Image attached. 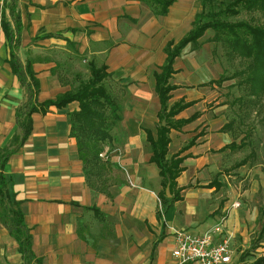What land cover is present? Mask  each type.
I'll list each match as a JSON object with an SVG mask.
<instances>
[{
    "label": "crops",
    "instance_id": "1",
    "mask_svg": "<svg viewBox=\"0 0 264 264\" xmlns=\"http://www.w3.org/2000/svg\"><path fill=\"white\" fill-rule=\"evenodd\" d=\"M15 3L21 23L17 53L22 61H32L39 79V101L68 90L66 81L53 73L59 59H52L51 54L69 53L67 62L73 67L79 50L85 61L105 64L110 75L115 76L120 93L116 100L121 105L119 131L124 139L121 155L113 154L112 159L127 173L121 174L122 184L113 183L107 190L98 187V176L88 183L76 139L70 135L69 113L78 108L76 101L61 108L51 106L44 114L34 112L31 133L4 166L8 191L20 201L25 223L31 228L34 253L43 257L44 264H149L150 260L152 264H176L171 254L172 229L165 228L179 227L195 233L206 229L193 225L196 217L190 213L198 206L199 198L213 188L212 183L199 190L188 183L203 177L206 168L214 170L218 162L215 155L229 149L223 146L235 142L229 139L225 124L211 128L214 123L203 107L207 102L205 85L214 78L211 74L203 72L202 79L199 77L195 83L200 87L198 93L193 96L177 82L172 83L181 72L178 61L184 49L181 50L173 62L175 71L170 82L176 87L170 99L179 90L175 100L182 98L192 104L176 117H188L194 112L198 116L181 129L169 132L168 156L195 139L180 154L184 156L183 170L176 178L180 199L164 212L166 226L163 221L159 224L161 177L157 166L149 161L151 152L144 130L156 135L159 101L154 74L165 60L166 43L177 42L191 29L195 14L201 10L200 3L174 0L164 15L153 14L143 0ZM2 13L0 3V147L17 132L15 111L25 98L8 62ZM173 146L176 150L170 154ZM0 264H22L16 240L1 224Z\"/></svg>",
    "mask_w": 264,
    "mask_h": 264
},
{
    "label": "trees",
    "instance_id": "2",
    "mask_svg": "<svg viewBox=\"0 0 264 264\" xmlns=\"http://www.w3.org/2000/svg\"><path fill=\"white\" fill-rule=\"evenodd\" d=\"M15 1L10 0L3 4L1 28L9 46L8 62L11 71L22 86L25 98L15 111L17 132L5 146L0 147V224L16 240L22 264H44L43 257L37 256L32 249L31 228L25 223L20 201L8 191L9 181L4 173L5 163L19 150L31 133L34 112L44 114L51 106L61 108L69 102L76 101L78 108L69 113L70 135L76 139L78 155L87 175L90 156L98 157V152L93 150L91 143L93 145L96 141L111 140V130L121 120V105L104 84L105 78L110 74L107 66L96 65L93 61L88 63L89 78L80 81L72 90L39 101L37 98L39 79L33 69L32 61L30 59L22 61L17 53L21 23ZM143 1L151 8L153 14L164 15L174 0ZM200 4L201 10L195 14L191 29L177 42L170 40L166 43L165 60L159 72L154 74L155 92L159 101L156 135L154 136L148 129L144 130L151 152L149 161L157 166L161 177L162 190L159 194L160 205L157 210L159 219H162L164 212L174 201L180 199V188L177 187L176 181L183 170L181 164L184 156L180 154L191 146L195 139L194 137L179 151L168 156L169 132L171 129H180L198 116V113L194 112L188 117H176L180 111L190 106L192 101L180 98L169 104L171 91L176 87L170 82V77L175 71L173 68L175 57L187 45L197 48L201 44L199 38L206 30L212 29L213 35L207 38L208 41H220L229 49V54L236 52L248 60L246 67L251 73L247 81L250 95L255 98L264 92V23L231 18L239 14L241 9L259 11L264 15V0H231L226 4L222 0H200ZM4 9H7V14ZM225 127L227 128L226 124ZM234 147L233 141L222 149ZM245 162L246 159L240 161L238 165ZM167 185L169 196L166 195L165 190ZM262 263L264 257H259L249 264Z\"/></svg>",
    "mask_w": 264,
    "mask_h": 264
},
{
    "label": "rangeland",
    "instance_id": "3",
    "mask_svg": "<svg viewBox=\"0 0 264 264\" xmlns=\"http://www.w3.org/2000/svg\"><path fill=\"white\" fill-rule=\"evenodd\" d=\"M196 1L200 3V0ZM222 1L226 4L231 0ZM231 18L264 23L263 14L247 9H241L239 14ZM212 35L213 30L208 29L199 38V48L194 49L190 45L183 48L178 61V70L181 72L172 83L177 82L178 86L193 96L198 93L200 87L195 83L199 77L202 79L203 72L214 77L205 85L206 91L203 94L207 97V102L203 107L207 117L214 123L211 128L218 129L226 124L229 139L235 140V147L216 154L214 159L218 162L214 170L209 172L206 168V171L202 172L203 177L196 179L192 184L188 183L198 190L207 183H212L213 186L199 198L198 206L190 215L196 217L193 225H202V228L221 223L234 250L231 264H249L259 257H264V92L255 98L250 95L247 81L251 73L246 67L248 60L236 52L229 54V49L220 41H208L207 38ZM75 55L78 62L71 67L67 62L69 53L59 56L51 54L52 59H59L53 73L62 81H66L64 83L67 84L68 90L74 89L80 81L90 76L88 62L84 56L79 50ZM182 75L185 77H181ZM104 84L114 98L120 96L114 75L109 74ZM178 95L179 90L172 94L169 104L174 102ZM154 124H158V119ZM120 126L121 122H118L111 130L110 141H96L93 145L91 143L93 150L98 152V157L90 156L88 174L85 175L88 183L98 176L97 185L101 190H107L113 183L119 186L118 184L123 183L121 174L127 175L125 167L112 159L113 154L119 156L122 153L121 142L124 135L120 134ZM175 147H172L170 154L176 150ZM244 159L246 162L238 165ZM128 184L134 186L131 182ZM159 205L160 200L157 197V207ZM178 211L180 215L183 214L181 209ZM158 221L159 224L163 221L166 226L164 216ZM166 227L168 229L165 230L172 229L171 232L180 229ZM167 235L169 233H165V236ZM149 264H152L151 260Z\"/></svg>",
    "mask_w": 264,
    "mask_h": 264
},
{
    "label": "built area",
    "instance_id": "4",
    "mask_svg": "<svg viewBox=\"0 0 264 264\" xmlns=\"http://www.w3.org/2000/svg\"><path fill=\"white\" fill-rule=\"evenodd\" d=\"M10 0H0V3ZM171 254L176 264H231L234 250L221 223L207 227L202 232L175 229L172 232ZM264 264V263H262Z\"/></svg>",
    "mask_w": 264,
    "mask_h": 264
},
{
    "label": "water",
    "instance_id": "5",
    "mask_svg": "<svg viewBox=\"0 0 264 264\" xmlns=\"http://www.w3.org/2000/svg\"><path fill=\"white\" fill-rule=\"evenodd\" d=\"M165 190H166V195L169 196V186L168 185L166 186Z\"/></svg>",
    "mask_w": 264,
    "mask_h": 264
}]
</instances>
